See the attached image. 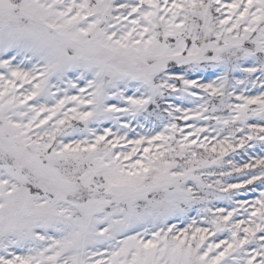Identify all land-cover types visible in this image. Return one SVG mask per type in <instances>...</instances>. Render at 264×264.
I'll return each instance as SVG.
<instances>
[{
    "label": "snow or ice",
    "instance_id": "obj_1",
    "mask_svg": "<svg viewBox=\"0 0 264 264\" xmlns=\"http://www.w3.org/2000/svg\"><path fill=\"white\" fill-rule=\"evenodd\" d=\"M0 264H264V0H0Z\"/></svg>",
    "mask_w": 264,
    "mask_h": 264
}]
</instances>
